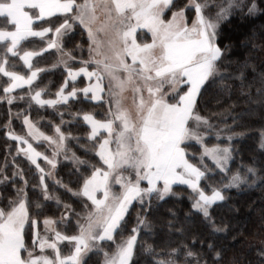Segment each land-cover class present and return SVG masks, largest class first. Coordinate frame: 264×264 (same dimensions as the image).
I'll list each match as a JSON object with an SVG mask.
<instances>
[{
    "label": "snow or ice",
    "instance_id": "obj_1",
    "mask_svg": "<svg viewBox=\"0 0 264 264\" xmlns=\"http://www.w3.org/2000/svg\"><path fill=\"white\" fill-rule=\"evenodd\" d=\"M214 7L213 17L206 11L209 5L201 0H186L184 4L177 0H0V102L11 106L15 100L28 97V109L16 113L26 131L13 130L9 108L4 134L15 141L17 154L35 166L38 183L32 188L39 189L43 197L30 198L28 180L20 173L24 183L17 187L16 198L0 207V264H86L84 258L93 250L103 251V264H133L141 230H151L147 216L138 215L136 224L124 235L125 216L134 201L141 205V211H151L154 198H180L174 186H184L191 210L211 222L209 210L226 200V190L248 182L249 175L229 168L231 141L237 133L217 128L198 104L209 83L223 85L237 78L224 66V49L217 42L220 22L236 11L246 10L249 16L264 13V0H222ZM77 30L87 36V59L83 40L75 48L65 42ZM29 38H39L46 45L40 52L55 49L54 66L64 67L66 76L54 97L46 86L35 83L45 69L33 64L39 53L24 45ZM17 57L26 72L17 68ZM84 81L87 83L80 86ZM25 86V93L13 95ZM81 95L85 100L99 101L101 106L107 104L102 118L85 109L74 113L87 126L95 160L67 155L71 133L62 128L65 121L60 108ZM248 96L251 100L250 92ZM33 105L60 116L59 124L49 121L52 134L42 131L25 114ZM213 131L217 142L209 145L206 137ZM222 135H226L227 145L220 142ZM193 145L199 146L198 156ZM42 147L46 150H39ZM260 147L264 149V130ZM61 155L71 159L82 174L76 189L55 179ZM217 170L223 176L213 183ZM247 173L254 177L257 170L249 166ZM50 179L83 198L87 211L75 213L73 234L67 232L74 214L70 204L64 203L58 219L43 212L45 202L55 201L57 207L62 203L50 190ZM33 204L37 211H33ZM169 212L172 218L166 227L170 233L182 234L183 229L175 227L179 222L176 212ZM212 226L214 231L224 230L214 223ZM208 247L213 249L212 244ZM143 250L152 257V264H201L188 245L161 251L148 245ZM257 255L258 264H264V248L257 249ZM215 260L220 264L219 251Z\"/></svg>",
    "mask_w": 264,
    "mask_h": 264
},
{
    "label": "trees",
    "instance_id": "obj_2",
    "mask_svg": "<svg viewBox=\"0 0 264 264\" xmlns=\"http://www.w3.org/2000/svg\"><path fill=\"white\" fill-rule=\"evenodd\" d=\"M185 2L186 0H177L178 4ZM201 2H209L210 12L213 13L216 9L214 5H218L222 0H201ZM218 32L217 42L224 49V66L237 78L228 79L223 85L218 81L209 83L199 99L198 107L217 128H229L237 133L231 141L233 158L229 168L231 172L239 170L242 175H249L248 182L240 189L226 190V200L218 202L209 210L211 222L205 221L202 214L191 210L188 190L183 186H174L175 191L181 194L180 198L172 196L164 201H157L154 198L151 211H141V205L134 203L125 216L127 223L124 235L126 236L136 224L138 215L147 216V223L151 230H141L140 244L137 246L133 264H152V257L143 250L148 245H152L156 251L167 250L170 247L183 249L184 245H188L198 254L201 264L205 262L216 264V251L221 253L220 264H258L260 259L257 249L264 248V149L260 147V133L264 130V13L249 16L246 10L243 13L236 11L219 24ZM82 40L84 41L83 56L86 58L85 49L88 47L86 35H82L80 30H77L70 39L65 38L70 48H75V45ZM23 43L27 48L39 53L33 57V64L45 69L38 74L35 83L46 86L48 93L54 97L66 76L64 67L54 66L57 53L53 51L54 49L40 52V48L46 45L39 38H29V41ZM80 54V50L76 49V55ZM15 62L17 68L27 71L18 57L15 58ZM241 72H243L242 78H240ZM86 83L84 81L80 86ZM258 89H261L259 95ZM26 91L27 86L15 92L14 95H22ZM249 92L251 100L248 96ZM0 94H2V88H0ZM252 101H259V103ZM9 108L12 111L13 130L22 133L23 129L16 118V113L28 109V98L23 102L15 101L11 106L6 102H0V207H5L16 198L17 187L24 183V180L20 179V173L28 180L30 198L33 201L43 200L39 189L33 191L32 188V185L38 183L37 170L22 156L17 155L15 142L9 140L4 134ZM79 109L92 111L102 118L98 111H103L104 105L85 100L81 95L79 100H72L60 108L65 121L62 128L66 134L71 133L72 137L68 140V148L82 159L95 160L97 158L94 154L87 151L85 155L84 147H87L88 143L83 138L88 131L83 121L74 116ZM25 114H29L30 119L36 121L47 134H52L49 121L60 123V116L51 109H39L33 105L31 111ZM207 141L209 145L217 142L214 138H209ZM220 142L224 145L229 143L226 135L221 136ZM192 151L198 156L200 149L197 145H193ZM207 164L213 168L209 163ZM249 166L256 168V176L253 177L247 173ZM14 173H17L14 177L15 184L12 179ZM81 175L71 164L62 162L57 167L55 178L62 181L64 185L76 189L81 182ZM5 176L10 179L6 180L3 178ZM222 176L223 174L217 172L212 182H219ZM48 183L50 190L60 196L62 203L57 207L55 201L45 202L46 207L43 212L45 215L58 219L64 211V203L70 204L74 214L67 232L73 234L76 230L75 213H85L83 199L75 198L71 192L59 187L53 181ZM204 183L207 186L208 181ZM169 209L176 212V219L179 222L175 227L182 228V234L176 231L170 233L166 227L168 219L172 218ZM33 211H37L34 204ZM189 212L191 215L186 218ZM213 223L224 230L214 231ZM61 227L64 226L61 225ZM117 239L119 240V236ZM209 244L213 245L212 250H209ZM100 254L89 255L85 259L86 264H100ZM181 259H183L182 256Z\"/></svg>",
    "mask_w": 264,
    "mask_h": 264
},
{
    "label": "rangeland",
    "instance_id": "obj_3",
    "mask_svg": "<svg viewBox=\"0 0 264 264\" xmlns=\"http://www.w3.org/2000/svg\"><path fill=\"white\" fill-rule=\"evenodd\" d=\"M208 5H209V9H206V11H209L210 10V6H211V4L209 3V2H206ZM216 11H217V8L213 11V13L212 12H210L209 11V14L210 15H212L213 17L215 16V13H216ZM222 22V21H221ZM220 22V23H221ZM87 37V36H86ZM49 50V49H48ZM86 51H87V54H86V58L85 59H87V57H88V47H87V49H85ZM53 51H55L56 52V50L54 49ZM58 66H61V67H63V65H58ZM87 82V81H86ZM20 89H17V90H15L14 92H13V95H14V93L15 92H17V91H19ZM17 96H20V95H17ZM26 98H28L27 96H25V98L23 99V100H20V99H17V100H15L16 102H23ZM14 101V102H15ZM6 102V101H5ZM91 102H93V103H95V104H97V103H100L99 101H91ZM128 103H130V98H129V101H128ZM106 111H107V104H104V109H103V111H98L99 112V116H100V114L102 115V117H104V115H105V113H106ZM18 122L21 124V127H22V129H23V132H25L26 130L24 129V126H23V124H22V119H18ZM34 122H36V121H34ZM37 123V122H36ZM38 124V123H37ZM38 126H39V124H38ZM42 130V129H41ZM43 131V130H42ZM87 131H88V129H87ZM70 138H72L71 136L69 137V139ZM209 138H214V139H216V136H215V133L214 132H211L210 133V135L209 136H207L206 137V140L207 139H209ZM68 139V140H69ZM76 139H80L79 137H76ZM83 139H86L87 140V143H88V146L87 147H84V149L86 150L87 149V151L89 152V153H92V154H94V152L92 151V148H91V143L88 141V139H87V135H86V137L85 138H83ZM15 142V141H14ZM35 141H33V144L35 145ZM67 143H68V141H67ZM198 146V145H197ZM199 147V146H198ZM67 148H68V144H67ZM39 150H41V151H44V150H46L45 148H40ZM48 154L49 155H51V152L49 151L48 152ZM72 154H73V152H72V150L71 149H69L68 148V152H67V155L69 156V157H71L72 156ZM18 155V154H17ZM20 156H22L26 161H28L29 163H30V161L23 155V154H19ZM98 159V158H97ZM58 160H59V163H58V165L60 164V163H62V162H66V163H69V164H71L73 167H75L76 168V165H74L73 163H72V161H71V159H65L64 158V156L63 155H61L59 158H58ZM206 162L207 163H209L211 166H213V168H214V165H212V162L211 161H208V160H206ZM39 163H41V165L42 166H45L46 167V165L44 164V161L43 160H39ZM230 163H231V161L229 162V166H230ZM31 164V163H30ZM32 165V164H31ZM58 165H57V167H58ZM34 166V165H33ZM35 167V166H34ZM83 167V166H82ZM36 169V168H35ZM57 170V169H56ZM217 172H218V170H217ZM219 173V172H218ZM4 178V177H3ZM56 179V178H55ZM49 181H53L54 182V180H49ZM246 184V183H245ZM245 184H241L238 188L237 187H233V188H229V189H227V190H230V189H240L243 185H245ZM184 187V186H183ZM72 194V193H71ZM73 196V195H72ZM75 197V196H74ZM75 198H77V197H75ZM79 199H83V198H79ZM48 202H51V201H48ZM89 204H90V202H88ZM134 203H138V202H136V201H134L133 202V204ZM133 204H131L130 206H129V208L133 205ZM84 209H85V212L87 211V209L84 207ZM129 210V209H128ZM76 219H77V217H75L74 216V222H75V227H76ZM41 227H40V229H41V231H43V224L41 223V225H40ZM68 249L67 248H65V251H67ZM105 250H108L107 249V246H105ZM92 253H97V254H100V258H101V260H100V264H103V259H104V256H103V251H101V252H96L95 250H93L92 252H90V253H88L86 256H85V258L84 259H86L89 255H91Z\"/></svg>",
    "mask_w": 264,
    "mask_h": 264
}]
</instances>
